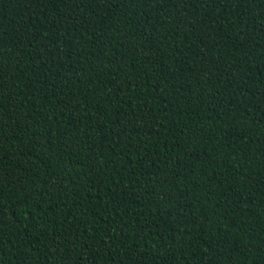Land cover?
<instances>
[{"label":"trees","instance_id":"1","mask_svg":"<svg viewBox=\"0 0 264 264\" xmlns=\"http://www.w3.org/2000/svg\"><path fill=\"white\" fill-rule=\"evenodd\" d=\"M0 264H264V0H0Z\"/></svg>","mask_w":264,"mask_h":264}]
</instances>
